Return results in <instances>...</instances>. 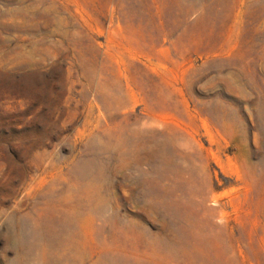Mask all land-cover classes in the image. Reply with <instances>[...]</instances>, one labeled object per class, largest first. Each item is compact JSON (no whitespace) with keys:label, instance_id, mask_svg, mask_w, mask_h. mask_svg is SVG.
<instances>
[{"label":"rangeland","instance_id":"rangeland-1","mask_svg":"<svg viewBox=\"0 0 264 264\" xmlns=\"http://www.w3.org/2000/svg\"><path fill=\"white\" fill-rule=\"evenodd\" d=\"M0 264H264V0H0Z\"/></svg>","mask_w":264,"mask_h":264}]
</instances>
